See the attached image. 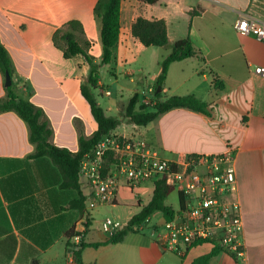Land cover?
Segmentation results:
<instances>
[{"label":"crops","instance_id":"crops-1","mask_svg":"<svg viewBox=\"0 0 264 264\" xmlns=\"http://www.w3.org/2000/svg\"><path fill=\"white\" fill-rule=\"evenodd\" d=\"M105 1L0 0V38L17 77L28 83L26 96L50 120L52 143L73 153L79 151L78 126L86 136L97 129L81 93L89 65L82 56L65 59L52 38L69 21H79L93 42L91 54L100 61L102 20L95 10L101 3L102 14ZM191 11L197 15L192 17ZM139 17L164 19L169 44L146 48L132 34ZM241 18L264 24V0H158L154 4L122 0L114 58L101 68L102 75L109 67L117 83L122 72L133 84L132 96L138 92L141 103L147 97L153 104L157 97L151 90L156 88L164 60L175 42L190 37L197 56L170 66L161 99L192 95L205 101L211 114L177 108L147 126L127 123L129 133L117 129L113 133L142 137L167 160L222 154L229 146L237 149L239 194L235 199L242 206L244 256L236 259L220 251L209 264H264V78L255 72L256 67H264V43L238 33L235 24ZM150 68L154 75L146 89L140 85L141 72ZM5 88L0 72V100L7 97ZM98 88L111 93L105 90L102 77ZM35 154L24 120L14 111L0 112V264H75L68 252V244H76L68 237L70 232L82 234L81 241L89 244L110 239L102 229L106 218L96 221L97 209L114 211L124 205L129 217L120 222L126 226L152 200L155 186L148 183L137 192L123 188L115 205L89 211L87 182L80 177V190L64 188L57 165ZM180 204L178 194L177 206L167 205L177 212ZM150 222L151 217L144 232H129L118 244L84 249L83 264H192L215 249L209 243L196 245L184 257L164 251L152 229L163 223Z\"/></svg>","mask_w":264,"mask_h":264},{"label":"built area","instance_id":"built-area-1","mask_svg":"<svg viewBox=\"0 0 264 264\" xmlns=\"http://www.w3.org/2000/svg\"><path fill=\"white\" fill-rule=\"evenodd\" d=\"M235 28L240 35H253L264 43V24L241 18ZM255 72L264 78L263 66L256 67ZM144 99L145 104H152L151 99ZM237 157V149L229 146L222 154L182 155L167 160L144 138L112 132L83 157L80 177L91 189L89 211L115 205L123 188L137 192L148 183L156 188L159 181H165L177 192L181 188L184 201L175 216L162 226L152 225L162 249L184 257L190 248L209 243L241 259L243 213L240 201L235 199L239 194ZM149 220L138 226L137 232H144ZM124 227L111 218L102 222V229L110 237ZM73 239L76 244L70 247V255L74 258L81 236Z\"/></svg>","mask_w":264,"mask_h":264},{"label":"trees","instance_id":"trees-1","mask_svg":"<svg viewBox=\"0 0 264 264\" xmlns=\"http://www.w3.org/2000/svg\"><path fill=\"white\" fill-rule=\"evenodd\" d=\"M142 1L154 4L158 0ZM102 7V14L100 13L101 3L95 10L102 20L101 44L103 52L100 61H97L96 57L91 54L93 42L86 37L83 25L79 21H69L56 30L52 38L54 46L62 51L65 59L82 56L89 65V74L85 82L81 84V93L90 106L97 129L91 136H86L84 130L78 126L79 151L76 153L52 143L54 130L50 120L42 108L36 106L27 98L26 95H29V93L26 94L25 89L28 88V83L17 77L10 53L0 38V72L4 77H6L7 72L10 73L12 78V85L5 88L6 99L0 100V112L14 111L24 120L30 130V140L36 145L35 157H49L57 165L64 179V188L80 190V164L83 157L122 123L119 117L106 113L95 93L101 80V68L112 62L114 58L113 49L120 38L122 0H106ZM190 15L193 17L197 15V12L191 11ZM132 34L146 48H161L169 44L168 27L164 19L149 20L139 17L132 26ZM195 56H197V53L189 36L175 42L172 53L164 60L162 65V72L155 88L156 102L153 104L141 103L140 94L136 92L130 99L124 113L129 123L137 126H147L161 115L177 108H186L206 115L211 114L208 104L195 96H172L161 99L162 90L158 92L159 87L162 89L173 63ZM214 84L217 86L219 82L215 81ZM110 162L111 159L106 165L108 166ZM174 190L175 188L166 185L165 181L157 182L150 203L132 217L123 229L112 235L108 241L91 244L81 241L78 250L74 251L75 264H83L84 249L88 247L97 249L122 242L129 232H137V227L144 224L156 212H162L166 220H171L176 211L166 204V200ZM178 194L182 205L184 194L181 188H179ZM80 195V201L84 203L85 198L82 194ZM75 235L82 236V234L70 232L68 237L73 238ZM72 246L68 244V252H70ZM218 253H220V250L215 248L210 254L195 259L192 264H209Z\"/></svg>","mask_w":264,"mask_h":264},{"label":"rangeland","instance_id":"rangeland-1","mask_svg":"<svg viewBox=\"0 0 264 264\" xmlns=\"http://www.w3.org/2000/svg\"><path fill=\"white\" fill-rule=\"evenodd\" d=\"M156 69V64H154ZM136 69L137 66H135ZM142 77H144L143 82L140 84L143 87H146L148 89V85H150L151 77L154 75V69H146L141 72ZM139 72L137 71V75ZM151 75V76H150ZM119 82H115L113 79V75L111 74V70L109 67H106L103 69L102 72V79L105 85V90L111 91V96H108L105 94V91H100L99 88L96 89L95 93L98 98L99 103L102 105V107L107 111L108 115L119 117L122 120L121 125L117 128V131L120 133H129L130 126H128L127 123H129L128 119L125 118V110L126 107L130 101V99L133 97L130 89L133 87V84L129 82L128 77H125V75L121 72L117 75ZM173 79V75L171 77V81ZM139 85V86H140ZM145 104V103H144ZM128 126V127H127ZM178 203V192L177 190H174V192L168 197L167 204L176 207ZM98 210V209H97ZM94 213L96 221H102L103 219L110 217L113 219H117L121 222L127 221L129 217L128 209L125 208V206H119L114 211H111L110 207H104L102 209H99L98 212ZM164 218L161 212H156L151 217L150 224H157V223H163Z\"/></svg>","mask_w":264,"mask_h":264},{"label":"water","instance_id":"water-1","mask_svg":"<svg viewBox=\"0 0 264 264\" xmlns=\"http://www.w3.org/2000/svg\"><path fill=\"white\" fill-rule=\"evenodd\" d=\"M12 85V78H11V75H10V73H6V77H5V86L6 87H9V86H11ZM161 88L159 87V89H158V92H161Z\"/></svg>","mask_w":264,"mask_h":264}]
</instances>
